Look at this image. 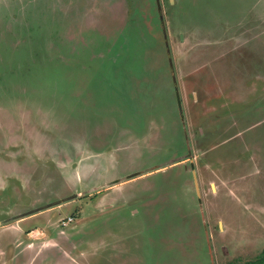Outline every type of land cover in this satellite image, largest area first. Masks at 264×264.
Here are the masks:
<instances>
[{
  "label": "rangeland",
  "instance_id": "obj_1",
  "mask_svg": "<svg viewBox=\"0 0 264 264\" xmlns=\"http://www.w3.org/2000/svg\"><path fill=\"white\" fill-rule=\"evenodd\" d=\"M127 1L0 0V264L264 257V0Z\"/></svg>",
  "mask_w": 264,
  "mask_h": 264
},
{
  "label": "crops",
  "instance_id": "obj_2",
  "mask_svg": "<svg viewBox=\"0 0 264 264\" xmlns=\"http://www.w3.org/2000/svg\"><path fill=\"white\" fill-rule=\"evenodd\" d=\"M124 5H125V8H123L124 9V11H121V13H119V17H120V19L124 22V24H126V22H127V17L129 16V15H131L130 14V12H131V6H129V3H128V1L127 0H124ZM94 9L95 8H91V9H88V12H87V14L84 16V18H83V22H84V24H86L88 27H92V26H96V25H98V24H100V22H99V20L97 19V16L95 15V11H94ZM187 157V156H186ZM92 172H95L96 170H95V165L94 166H92ZM195 171V170H194ZM193 171V173H194V177L196 178V180H197V175H196V173ZM144 173H140V174H138L139 176L140 175H143ZM195 185L197 186V188H198V182H195ZM113 186H115V185H113ZM110 188H112V187H110Z\"/></svg>",
  "mask_w": 264,
  "mask_h": 264
},
{
  "label": "trees",
  "instance_id": "obj_3",
  "mask_svg": "<svg viewBox=\"0 0 264 264\" xmlns=\"http://www.w3.org/2000/svg\"><path fill=\"white\" fill-rule=\"evenodd\" d=\"M248 264H264V257L255 261H249Z\"/></svg>",
  "mask_w": 264,
  "mask_h": 264
},
{
  "label": "built area",
  "instance_id": "obj_4",
  "mask_svg": "<svg viewBox=\"0 0 264 264\" xmlns=\"http://www.w3.org/2000/svg\"><path fill=\"white\" fill-rule=\"evenodd\" d=\"M71 219H72V217L69 218V220H71ZM66 223H67V221H63V224H66Z\"/></svg>",
  "mask_w": 264,
  "mask_h": 264
}]
</instances>
